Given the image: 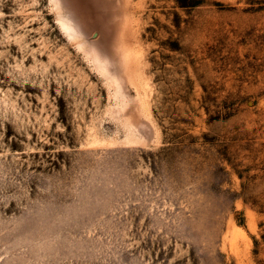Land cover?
Listing matches in <instances>:
<instances>
[{"label":"rangeland","instance_id":"obj_1","mask_svg":"<svg viewBox=\"0 0 264 264\" xmlns=\"http://www.w3.org/2000/svg\"><path fill=\"white\" fill-rule=\"evenodd\" d=\"M0 264H264V0H0Z\"/></svg>","mask_w":264,"mask_h":264}]
</instances>
